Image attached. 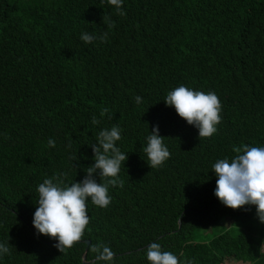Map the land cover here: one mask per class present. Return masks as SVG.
<instances>
[{
    "label": "trees",
    "instance_id": "obj_1",
    "mask_svg": "<svg viewBox=\"0 0 264 264\" xmlns=\"http://www.w3.org/2000/svg\"><path fill=\"white\" fill-rule=\"evenodd\" d=\"M122 10L107 0H0V243L11 245L0 264H106L92 251L104 245L115 254L107 264H149L151 243L179 264H264L255 207L222 205L212 172L234 147L264 146V0H123ZM180 85L219 97L212 137L198 139L165 105ZM157 125L171 155L150 169L141 149ZM113 126L128 154L123 187H109L106 208L88 201L81 240L61 253L33 227L38 185L82 181L91 145Z\"/></svg>",
    "mask_w": 264,
    "mask_h": 264
},
{
    "label": "clouds",
    "instance_id": "obj_2",
    "mask_svg": "<svg viewBox=\"0 0 264 264\" xmlns=\"http://www.w3.org/2000/svg\"><path fill=\"white\" fill-rule=\"evenodd\" d=\"M114 6L116 14L125 16L122 10L123 0H107ZM109 27H115L110 22ZM107 32L99 39L105 41ZM80 39L92 43L97 37L90 33H82ZM137 103L141 97H136ZM165 105L174 108L176 114L186 123L198 130V139L210 138L218 130L222 121V103L213 91H195L180 85L167 93ZM108 112L105 108L101 116ZM99 123L95 116L91 121ZM121 139V130L113 126L110 130L103 129L97 136V142L91 145L93 163L85 168V177L80 182L69 186L60 175L46 178L38 185L39 194L36 210L33 216V227L37 235H44L58 241L54 246L61 253L73 247L80 241L90 218L86 214V206L90 200L94 206L106 208L112 197L109 195L110 186L123 187L119 179L121 166L127 161L128 154L122 153L116 146ZM165 137L159 134V127L154 126L147 137V144L142 152L147 156V165L158 168L170 158V152L164 144ZM50 147H55V141L48 140ZM70 146V145H69ZM237 155L229 159H219L213 165L212 172L216 175L215 197L225 207L240 210L246 206H254L258 220L264 224V146L234 147ZM149 174V173H148ZM66 177V174H62ZM99 177V183L97 182ZM10 244L0 243V257L10 254ZM264 249V245L261 246ZM97 259L109 262L114 253L104 245L93 247ZM149 264H179L178 258L170 251H164L159 243H151L146 249Z\"/></svg>",
    "mask_w": 264,
    "mask_h": 264
},
{
    "label": "rangeland",
    "instance_id": "obj_3",
    "mask_svg": "<svg viewBox=\"0 0 264 264\" xmlns=\"http://www.w3.org/2000/svg\"><path fill=\"white\" fill-rule=\"evenodd\" d=\"M231 221H227L226 222V225L228 227L231 226ZM225 227V226H223ZM222 225H220L218 228H216L215 230H210V231H207V232H202L199 234V241H205V240H208L209 238H213V237H216L218 236L221 232H222V229H223ZM228 264H232V263H228Z\"/></svg>",
    "mask_w": 264,
    "mask_h": 264
},
{
    "label": "water",
    "instance_id": "obj_4",
    "mask_svg": "<svg viewBox=\"0 0 264 264\" xmlns=\"http://www.w3.org/2000/svg\"><path fill=\"white\" fill-rule=\"evenodd\" d=\"M86 243H87L88 246L90 245V241H86ZM85 259H86V254L84 255V261H85Z\"/></svg>",
    "mask_w": 264,
    "mask_h": 264
}]
</instances>
